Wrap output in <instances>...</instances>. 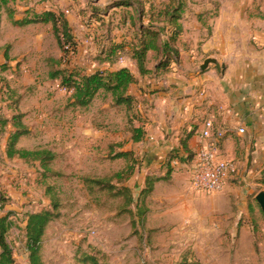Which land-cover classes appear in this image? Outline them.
<instances>
[{"label":"rangeland","instance_id":"374dc122","mask_svg":"<svg viewBox=\"0 0 264 264\" xmlns=\"http://www.w3.org/2000/svg\"><path fill=\"white\" fill-rule=\"evenodd\" d=\"M118 1L10 0L8 7L18 19L44 9L68 15L76 51L66 57L51 24L17 26L7 6L0 7V66L8 65L5 71L0 70V190L6 199L0 214H10L13 224L7 239L16 262L29 264L25 245L28 214L52 207L43 184L46 182L54 186L61 204L60 215L48 224L42 239L44 264H77L84 254L95 255L101 264H264V213L253 198L264 185L246 188L244 193L255 208L244 212L234 199L227 204L220 198L214 202L199 198L196 208L181 204L177 198L180 191L175 188L164 202L160 198L169 191L163 186L144 195L147 179L156 182L157 177H163L169 157L162 160L163 171L160 167L145 169V154L115 158L114 153L127 145L131 132L125 106L115 107L112 96L103 90L88 106H73L72 90L50 77L51 69L70 66L93 72L104 65L112 66L97 54L112 43H128L136 36L134 27L124 23L123 8H108ZM169 1L135 0L132 12L137 16L136 6L144 9L143 24L147 26L153 19L156 29L162 28L165 22L158 12ZM183 1L184 10L200 16L204 31L201 42L214 35L217 25L216 40L228 47L232 42L237 51L246 49L242 40L245 24L264 19V0ZM91 11L95 17L89 15ZM226 51L223 47L212 53L222 58ZM128 52L114 56L117 66L132 65ZM142 103L148 104L144 110L154 107L147 99ZM18 112L24 114L30 132L19 139L17 147L49 148L56 153L51 162L54 173L45 179L39 161L7 155L14 127L4 125L3 120L12 119ZM132 163L138 170L133 188L132 176L125 181L113 176ZM145 176L146 184L140 181ZM163 180L166 186L172 184L170 176ZM124 187L129 190L122 191Z\"/></svg>","mask_w":264,"mask_h":264},{"label":"crops","instance_id":"0c3cea01","mask_svg":"<svg viewBox=\"0 0 264 264\" xmlns=\"http://www.w3.org/2000/svg\"><path fill=\"white\" fill-rule=\"evenodd\" d=\"M199 18V15L189 10L183 12L180 20L183 32L177 43L179 56L168 69L157 70L158 60L153 50L147 53L150 71L144 75L140 74L136 62L129 57L132 65L126 66L137 78L129 92L138 99L137 108L147 123L144 139L134 142L130 132L127 145H131L132 149L126 148V144L122 149L132 150L135 155L145 154V169L160 167V171L166 156L176 152L186 156L181 145L182 139L188 137L189 150L193 153L197 151L204 141L200 135L203 121L213 117L218 124L228 129L221 154L236 161L238 173L226 181L223 190L199 193L190 186L189 170L186 169L189 161L172 160L170 164L167 163L171 167L172 184L164 185L163 179L154 183L157 190L163 186L169 191L168 196H161L160 201L169 200L167 198L172 197L175 188L180 191L177 198L181 199V204L189 203L196 208L199 198L210 202L218 198L226 202L234 199V204L242 212L247 209L254 211V204L251 206L252 201L244 192L255 184L264 185L262 181H255L264 178V19L256 18L250 24H245V38L242 40L246 49L237 51L233 49L232 42L228 47L226 43L216 40L215 32L219 30L217 25L213 30L214 35L201 42L204 31ZM223 47H227V51L222 58L212 53L216 48ZM208 57L216 58L225 67L219 70L215 63L210 62L203 70L201 67ZM118 67L116 63L110 69ZM99 68L107 67L104 65ZM146 99L154 102L152 109H143L148 106L142 103ZM241 126L245 127L244 133L238 132ZM137 171L135 168L132 175V188ZM146 178H140V181L146 184ZM172 202L175 201L172 199ZM257 206L262 210L259 203Z\"/></svg>","mask_w":264,"mask_h":264},{"label":"trees","instance_id":"16d2710c","mask_svg":"<svg viewBox=\"0 0 264 264\" xmlns=\"http://www.w3.org/2000/svg\"><path fill=\"white\" fill-rule=\"evenodd\" d=\"M9 2L10 0H0V7L7 6L8 15L14 25L25 26L34 23L51 24L54 36L64 56H68L70 51H76L74 33L67 14L63 11H57L55 9L32 11V13L29 14L28 12L24 17L18 19L14 15V10L8 7ZM135 4V0H120L112 6H108V8H117L118 6L123 8L122 12L123 17L125 18L124 23L126 22V25L128 24L132 25L131 27H134L136 36L128 43L126 41V43H112L106 50H101V54H97V56H99V59H101L102 62L107 63V66H113L118 62L115 60L116 58H114V56L120 57L121 52L129 51V56L136 62L138 71L140 74L144 75L150 71L147 66V53L149 50H153L156 52V58L158 60L156 65L157 70L168 69L171 62L176 60L179 56L177 43L183 32V26L180 20L183 12L185 11V1L170 0L162 10H159L158 14L160 18H162L160 20L164 21L165 25L158 29H156L155 21L153 19H150L149 25L146 26L143 24L142 19L145 15L144 9H139L136 6V16L132 12V8ZM93 14L95 17L96 13L92 11L89 15L93 17ZM99 19L104 21L102 18ZM138 20L141 22L137 23ZM91 21L93 22L95 19L92 18ZM166 29L168 31V35L163 37L162 35ZM7 56L6 52V57ZM101 56L102 58H100ZM52 60H54V62H60L57 59ZM7 68V63H3L0 66V70L3 71ZM49 75L53 79H59L62 86L72 90L70 104L73 106H88L101 90L110 93L115 107L125 106L126 108L128 122L131 128V139L134 142H139L144 139L146 134L147 119L143 117L142 113L137 109L138 99L129 92L131 85L137 81V78L128 66L123 65L115 69H110V67L99 68L93 72H87L79 69L78 67L71 68L69 66L51 69ZM23 117L24 114L18 112L12 116V119L3 120L4 125L11 123L14 127V131L10 134L8 139L6 150L7 155L10 158L17 156L26 160L31 159L39 161L43 169L42 175L45 179L48 173H54L51 169V162L55 159L56 153L49 148L27 149L17 147L19 139L23 135L30 132L29 128L23 121ZM187 138L188 137L182 139L181 141V145L185 150L186 156H180L177 152L171 154L168 158V164H170L172 160L176 159L184 161L192 160L195 153L189 150ZM118 144L122 147L124 145L123 143ZM130 155L134 156L133 151L121 149L114 153L115 158H128ZM134 169L135 167L132 163V165H129L125 170L114 173L113 176L119 181H125L132 176ZM170 173L171 167L169 166L166 175H163V177H157L156 180L167 179L169 178ZM154 182L155 180L149 178L147 179V185L142 189V193L144 195L153 190ZM262 183H264V178ZM43 184L45 185L46 194H48L51 198L52 207L36 212H30L28 214L27 224L25 227V245L28 251L29 264H44L41 255L42 239L48 224L60 215L59 209L61 203L56 195L54 186L47 184L46 182ZM125 190H129V188L124 187V190L122 191ZM130 201L131 197L129 199V202ZM5 202L6 199L0 190V212L4 208ZM12 224L13 223L10 219L9 213L4 215L0 214V264H24L16 262L13 249L7 239V234L12 227ZM77 260V264H101L99 259L92 254H84L78 257Z\"/></svg>","mask_w":264,"mask_h":264},{"label":"built area","instance_id":"2783aa9c","mask_svg":"<svg viewBox=\"0 0 264 264\" xmlns=\"http://www.w3.org/2000/svg\"><path fill=\"white\" fill-rule=\"evenodd\" d=\"M227 132V127L218 124L213 117L204 119L200 132L204 141L188 162L190 186L194 191L219 192L223 190L226 181L238 173L236 161L221 154ZM238 132L244 133L245 127H239Z\"/></svg>","mask_w":264,"mask_h":264},{"label":"water","instance_id":"95a60500","mask_svg":"<svg viewBox=\"0 0 264 264\" xmlns=\"http://www.w3.org/2000/svg\"><path fill=\"white\" fill-rule=\"evenodd\" d=\"M210 62L215 63L217 69L219 70L225 67V65L220 63L216 58L208 57L207 59H205L201 68L204 70ZM255 197L264 213V189L260 190Z\"/></svg>","mask_w":264,"mask_h":264}]
</instances>
